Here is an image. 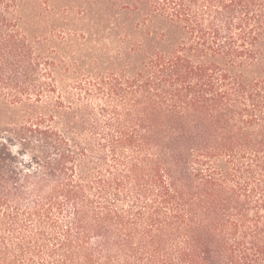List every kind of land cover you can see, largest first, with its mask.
<instances>
[{
	"label": "trees",
	"instance_id": "trees-1",
	"mask_svg": "<svg viewBox=\"0 0 264 264\" xmlns=\"http://www.w3.org/2000/svg\"><path fill=\"white\" fill-rule=\"evenodd\" d=\"M106 1L178 42L69 76L0 0V264H264V0Z\"/></svg>",
	"mask_w": 264,
	"mask_h": 264
},
{
	"label": "rangeland",
	"instance_id": "rangeland-1",
	"mask_svg": "<svg viewBox=\"0 0 264 264\" xmlns=\"http://www.w3.org/2000/svg\"><path fill=\"white\" fill-rule=\"evenodd\" d=\"M16 1L22 27L37 38L41 51L69 66V76L78 69L118 71L127 63L137 67L140 60L133 58L132 50L138 42L154 47L163 35L167 46H172L180 37L166 22L158 18L143 21L111 8L106 0Z\"/></svg>",
	"mask_w": 264,
	"mask_h": 264
}]
</instances>
